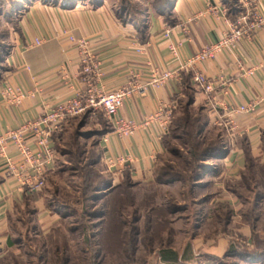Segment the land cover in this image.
Returning <instances> with one entry per match:
<instances>
[{"label":"rangeland","instance_id":"374dc122","mask_svg":"<svg viewBox=\"0 0 264 264\" xmlns=\"http://www.w3.org/2000/svg\"><path fill=\"white\" fill-rule=\"evenodd\" d=\"M35 1L67 6L82 0H0V57ZM107 1L141 24L166 0ZM224 1L233 13L241 11L239 0ZM187 102L153 176L117 187L101 159L109 119L100 110L72 119L54 136L56 167L39 191L48 211L61 217L43 227L31 202L15 210L0 234V264H264V166L253 164L243 178L213 185L205 175L220 166L224 131L206 124L204 107ZM166 250L177 256L167 253L172 259L165 260Z\"/></svg>","mask_w":264,"mask_h":264},{"label":"crops","instance_id":"0c3cea01","mask_svg":"<svg viewBox=\"0 0 264 264\" xmlns=\"http://www.w3.org/2000/svg\"><path fill=\"white\" fill-rule=\"evenodd\" d=\"M259 1L264 7V0ZM220 3L226 6L223 0H176L172 9L175 22L150 13L143 36L134 23L123 22L107 0L75 1L67 6L30 3L12 36L11 49L4 59L5 69L0 70V139L28 121L38 120L47 105L72 96L83 86L81 54L71 36L89 41L90 51L102 71L98 83L104 90H113L127 82L131 74L145 82L154 72L178 70L205 44L216 41L227 29L226 19L233 20L240 13L228 8L225 19L208 8L210 5L219 8ZM250 3L239 0L240 10L244 11ZM183 24L190 29L188 35L181 29ZM167 27L172 29L169 38L163 37ZM35 39H41L42 44L30 46ZM173 45H177L176 53L171 51ZM138 48L143 51H137ZM200 69L207 76L225 74L232 80L228 94L217 96L216 104L194 84L189 68L181 70V79L170 80L143 95L135 93L125 100L115 119L133 120L135 129L120 135L114 122H110L111 129L100 140L105 166L107 158H129L124 164L117 163L112 172L106 167L114 183L142 181L153 176L164 139L189 93L193 104L206 109L208 125L224 131L227 143L228 150L219 158V168L206 173L205 178L212 175L213 185L221 186L228 178H243L253 164L264 166V101H260L264 97V27L253 40H241L232 51L206 61ZM7 82L21 85L29 93L21 104L5 100ZM255 99L258 103L251 113L227 114L222 105H241ZM228 117L235 126L234 134L216 123ZM33 134L27 131L24 137L30 139ZM29 143L32 147L36 144L31 139ZM12 144L9 139L0 143V234L6 233L10 215L27 201L33 204L43 227L57 222L62 214L59 210L53 214L48 211L43 191L21 192L14 177L8 175L7 157L17 164L22 162L17 146Z\"/></svg>","mask_w":264,"mask_h":264},{"label":"built area","instance_id":"2783aa9c","mask_svg":"<svg viewBox=\"0 0 264 264\" xmlns=\"http://www.w3.org/2000/svg\"><path fill=\"white\" fill-rule=\"evenodd\" d=\"M251 3L246 9L241 10L233 20L226 19L228 8L220 3L217 6L210 5L209 9L219 12L225 17L228 24L227 29L216 40L205 44L198 52L192 54L178 70H163L154 72L145 82H141L137 75L131 74L120 87L113 90H104L99 85V77L102 75L99 61L91 53L89 41L83 38L76 39L73 36L70 39L75 42L80 50L81 78L83 86L75 93L54 105H47L45 113L36 121H28L17 129L10 130L6 138L12 145L17 146L22 162L17 164L12 158H6L8 175L14 177L21 192L33 194L39 192L46 184L49 172L55 170L57 153L54 144V134L62 131L65 126L74 118L92 114L98 110L104 112L110 122H114L116 131L120 135L131 133L136 124L133 120L117 118L120 109L127 98L135 93L146 94L151 88H157L167 84L170 80L181 79V70L189 68L192 70V79L194 84L202 89L214 104L216 97L228 94L231 78L225 74L217 77L207 76L200 66L206 61L215 58L223 52L232 51L241 40H253L257 32L264 27V7L259 0H250ZM201 16V14H198ZM181 29L188 35L190 32L187 24L181 25ZM172 29L167 27L163 31V37L169 38ZM42 44L41 39H35L30 46ZM177 45L171 46V51L176 53ZM137 51H143L138 48ZM4 98L8 103L19 105L29 95L27 90L11 82H7L4 88ZM264 101V97L260 99ZM258 100H252L249 103L235 105H224L226 113H251L255 110ZM163 110H161L162 112ZM160 112V113H161ZM221 118L216 121L217 124L228 128L229 132L235 133V126L231 119ZM32 131L34 134L30 138L35 140V146L32 147L24 134ZM161 139V137H159ZM129 158L121 156L119 158H107L106 167L112 172L117 163H126ZM114 173V172H113Z\"/></svg>","mask_w":264,"mask_h":264},{"label":"trees","instance_id":"16d2710c","mask_svg":"<svg viewBox=\"0 0 264 264\" xmlns=\"http://www.w3.org/2000/svg\"><path fill=\"white\" fill-rule=\"evenodd\" d=\"M175 1L176 0H166L165 1V3L163 4L164 6H157V5H154V6H152V8L150 9V11H151V13H153L154 15H156V16H161V17H163L164 19H166V20H168L170 23H174L175 22V17H174V15H173V13H172V9H173V7H174V3H175ZM117 15H118V17L123 21V22H130V23H134L138 28H139V31H140V33H141V36H143L144 34H145V31H146V22H142L141 24H139V23H137V22H134V21H132V20H130V19H128L127 17H125V16H123V15H120V14H118L117 13ZM10 49H11V47H10ZM10 49H9V51H10ZM9 51H7V52H5L4 54H3V56L2 57H0V70H3V69H5V65H4V59H5V56L9 53ZM188 102L187 103H189L190 105H192L193 104V97H192V94L191 93H189V95H188ZM175 119H176V116H175ZM174 119V120H175ZM174 122V121H173ZM206 124L208 125V119L206 120ZM172 127V126H171ZM169 134V133H168ZM167 134V135H168ZM223 148V147H222ZM227 148V147H226ZM222 149L219 153H218V155H220L221 154V156H223V155H225L226 154V152H227V150L228 149ZM117 186H119V184H115V185H113L112 187H117ZM28 202V201H27ZM162 254H164L165 253V256L163 255V258L165 257V260H171L172 258H170L168 255H167V253H174L175 254V256H177V253L176 252H174V251H171V250H166V251H164V252H161ZM174 256V257H175Z\"/></svg>","mask_w":264,"mask_h":264}]
</instances>
